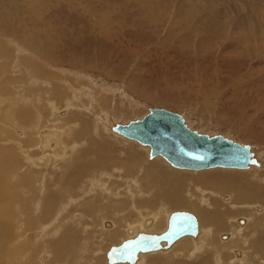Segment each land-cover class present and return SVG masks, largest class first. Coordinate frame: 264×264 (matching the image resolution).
<instances>
[{
	"label": "rangeland",
	"instance_id": "rangeland-1",
	"mask_svg": "<svg viewBox=\"0 0 264 264\" xmlns=\"http://www.w3.org/2000/svg\"><path fill=\"white\" fill-rule=\"evenodd\" d=\"M41 1L17 0L20 9L26 5L30 10ZM46 8L38 12H48V18L31 27L23 36L26 39L21 40L16 31L30 22L27 13L23 14L27 20L17 21V27H0L5 31L0 32V191L12 205L9 210V203L3 200L6 212L16 214L20 224L11 228L8 223L10 232L14 229L18 235L6 245L12 249L10 253L17 254L13 264H107L105 254L134 235L131 227L147 219L141 233L161 234L167 229L166 215L176 211L195 214L204 230L212 226L203 215L215 220L218 213L224 212L225 217L227 213L229 227L220 230L225 224L216 223L219 231L212 241L231 243L233 225L242 228V241L247 242L243 246L235 239L230 251L212 248L206 251L207 258L202 254L189 262L182 254L171 264H219L215 259L220 251L228 253L221 264H264V254L257 253L254 242L255 237H261L259 244L264 250V228L257 227V221L264 222V205L260 210L256 207L264 196V0H48ZM256 52L262 58L251 61ZM105 60L108 68L94 66ZM152 108L181 114L199 133L223 135L250 145L263 167L178 171L162 158L151 161L149 149L117 137L107 128L140 120ZM247 127L254 130V137L246 135ZM42 130V134L63 130L66 146L79 147L75 152L67 147L64 162L56 157L50 165L48 158L34 162L45 153L38 148ZM99 150L104 154L98 155ZM130 152L139 154L141 160L129 161ZM69 168L83 174L67 178L63 170ZM219 172L245 174L260 185L257 198L244 199L251 208L238 212L244 205L233 200L235 191L213 190L218 183L208 184V180ZM257 172L262 177L253 176ZM177 179L182 188L179 199L195 204L203 215L186 204L179 208L169 203L173 195L165 185ZM241 179L235 182L243 196L248 183ZM158 218L159 223L155 221ZM109 234L118 235L117 240L111 241ZM195 241L183 239L174 251L183 242ZM168 252L144 257H163ZM239 252H244V262Z\"/></svg>",
	"mask_w": 264,
	"mask_h": 264
},
{
	"label": "bare ground",
	"instance_id": "bare-ground-1",
	"mask_svg": "<svg viewBox=\"0 0 264 264\" xmlns=\"http://www.w3.org/2000/svg\"><path fill=\"white\" fill-rule=\"evenodd\" d=\"M42 3H37V7H35V8H32L31 10L30 9H27L26 8V5H24L23 7V9H20V7H22V6H20V4H19V2H17V0H0V27H2V28H4L3 26H5V29H7V30H9V28H11V27H17V24H15L17 21H22V20H27V18L23 15L24 13H27V14H29V15H31V19H30V22H26L25 23V25H24V27H22V26H19V27H17V31H16V34L18 35V37L22 40L23 38H25V37H23V36H27L28 34H29V30H30V28L31 27H33L34 25H36V24H38L39 22H41V21H43V19H47L48 18V12L47 13H45V14H41L40 12H41V9H39V8H42V9H47L46 8V2H48V0H43V1H41ZM62 8V7H61ZM38 10L40 11V12H38ZM31 11V12H30ZM72 11V10H71ZM57 12H59V11H57ZM78 13V12H77ZM2 14V15H1ZM38 14H39V16H38ZM57 14V13H56ZM63 14V13H62ZM65 14V13H64ZM73 15V14H72ZM61 17V16H60ZM81 18V17H80ZM2 19V20H1ZM8 20H13L14 22H13V25H8V24H5L6 23V21H8ZM89 20H91L90 18H89ZM92 21V20H91ZM69 22V21H68ZM18 23V22H17ZM42 23V22H41ZM45 23V22H44ZM78 23V22H77ZM76 23V24H77ZM59 24H60V22H59ZM86 24V23H85ZM89 24H91V23H89ZM101 24V23H100ZM94 25V24H93ZM93 25H91L92 27H94ZM96 25H97V23H96ZM95 25V26H96ZM8 26V27H7ZM77 26V25H76ZM89 26V25H88ZM102 26V25H101ZM7 27V28H6ZM74 27V26H73ZM90 27V26H89ZM13 28V29H14ZM79 28V27H78ZM77 28V29H78ZM88 28V27H87ZM96 29H97V27H95ZM98 28H100V27H98ZM103 28V26L101 27V29ZM66 29V28H65ZM86 29V28H85ZM89 30H90V28H88ZM2 30V29H1ZM11 30V29H10ZM68 30V29H67ZM70 30V29H69ZM83 30V29H82ZM93 30V29H92ZM99 30V29H98ZM103 30H106V29H104L103 28ZM84 31V30H83ZM82 31V32H83ZM94 31H95V29H94ZM102 31V30H101ZM0 32H5L4 31V29L2 30V31H0ZM12 32H13V30H12ZM73 32H75V30L73 31ZM78 32H79V30H78ZM77 32V33H78ZM90 31H88V32H86V33H89ZM93 32V31H92ZM98 32V31H97ZM7 33H8V31H7ZM69 33H70V31H69ZM76 33V32H75ZM81 33V32H80ZM95 33V32H94ZM49 34V33H48ZM84 34V33H83ZM89 34H91V32L89 33ZM88 34V35H89ZM93 34V33H92ZM96 34V33H95ZM95 34H93L94 36H95ZM99 34V33H98ZM97 34V35H98ZM110 34V33H109ZM108 34V35H109ZM120 34V33H119ZM123 34V33H122ZM3 35H5V34H3ZM71 35H73V33L71 34ZM78 35V34H77ZM80 35V34H79ZM92 35V36H93ZM97 35H96V39H97ZM0 36H2V35H0ZM82 36V35H81ZM87 36V35H86ZM100 35H98V37H99ZM123 36V35H122ZM4 37H6V36H4ZM9 37V36H8ZM12 37V36H11ZM74 37V36H73ZM88 37V36H87ZM90 37V36H89ZM61 38V37H60ZM63 38V37H62ZM77 38H78V36H77ZM26 39V38H25ZM56 39H58V37H56ZM70 39V38H69ZM71 39H72V37H71ZM80 39V37L78 38V40ZM83 39H84V37H83ZM99 39H101V38H99ZM4 41H5V39H3ZM60 40H62V39H60ZM75 40V39H74ZM82 40V39H81ZM108 40V39H107ZM3 41V42H4ZM13 41V40H12ZM25 41V40H24ZM54 41H56V40H54ZM54 41L52 42V43H54ZM58 41V40H57ZM69 41V40H68ZM19 42H20V40H19ZM62 42V41H61ZM65 42H66V40H65ZM64 42V43H65ZM71 42V41H70ZM78 42V41H77ZM76 42V43H77ZM8 43V42H7ZM63 43V42H62ZM62 43H60V44H62ZM66 43H69V42H66ZM75 43V42H74ZM73 43V44H74ZM75 43V44H76ZM86 43V42H85ZM98 43V42H97ZM104 43V42H103ZM16 43H14V45H15ZM26 44V43H25ZM55 44H58V42L56 43L55 42ZM234 44H236V43H234ZM67 45V44H66ZM70 45H71V43H70ZM84 45V44H83ZM4 45L2 44V47H3ZM10 46V45H9ZM53 46V45H52ZM61 46V45H60ZM75 46V45H74ZM97 46V45H96ZM238 46V45H237ZM1 47V46H0ZM57 47V46H56ZM67 47V46H66ZM76 47V46H75ZM79 47H81V45L79 46ZM244 47V46H243ZM61 48V47H60ZM60 48H59V50H60ZM76 48H78V47H76ZM56 49V48H55ZM80 49V48H79ZM50 50V49H49ZM57 50H58V48H57ZM58 50V51H59ZM68 50V49H67ZM81 50L82 49H80V52H81ZM51 51V50H50ZM58 51H57V54H58ZM64 51H66V50H64ZM64 51L62 52V53H64ZM78 51V50H77ZM83 51V50H82ZM45 52V51H44ZM54 52V51H53ZM99 52V51H98ZM50 53V52H49ZM56 53V52H55ZM59 53L61 54V52L59 51ZM83 53V52H82ZM1 54V53H0ZM73 54V53H72ZM79 54V53H78ZM98 54V53H97ZM103 54V53H102ZM87 55V54H86ZM93 55H95V53L94 54H92V56ZM259 56V52H256V53H253L252 54V56L250 57V60L251 61H254V60H256V59H260V58H262V57H258ZM8 56V55H7ZM22 56H23V54H22ZM52 56H55V57H57L58 58V60H60V59H62L61 57H58L56 54H53ZM63 56H65V55H63ZM98 56H99V54H98ZM96 57H97V55H96ZM104 57V56H103ZM105 58V57H104ZM123 58V57H122ZM9 59V58H8ZM64 59V58H63ZM65 59H66V57H65ZM107 59H109V58H107ZM51 60V59H50ZM52 61H54L53 59H52ZM56 62V61H55ZM32 65V64H31ZM97 69H106V68H108V63H107V61L105 60V62L104 63H97V64H95L94 65ZM30 67V66H29ZM32 67H33V65H32ZM50 67V66H49ZM34 69V68H33ZM46 74V73H45ZM81 77V76H80ZM80 79H84V77L83 78H80ZM86 79V78H85ZM41 81V80H40ZM32 91V90H31ZM30 91V92H31ZM27 92V91H26ZM34 92V91H33ZM31 102V101H30ZM70 105H71V103H69ZM69 104L67 105V106H69ZM54 106V105H53ZM15 111V110H14ZM168 111V110H167ZM229 112V111H228ZM229 113H232V110L229 112ZM236 114V113H235ZM181 115V114H180ZM182 116V115H181ZM228 116V115H227ZM230 117V116H229ZM182 118L184 119V117L182 116ZM184 121H185V124H186V126L190 129V130H192L188 125H187V123H186V120L184 119ZM127 123H129V122H127ZM127 123H122V124H127ZM117 124H121V123H117ZM116 123L115 124H113L111 127L109 126V127H107V128H110V131L112 132V133H114L115 135H117V137H121V138H124V139H127V140H129V141H132V142H137V141H133V140H130V139H128V138H126V137H124V136H122V135H120V134H118V133H116L115 131H114V127L117 125ZM250 127V126H249ZM246 128V127H245ZM248 128V127H247ZM254 128V127H253ZM87 130V129H86ZM245 130V129H244ZM44 130H42L41 132H40V134H38V140H39V143H38V148L40 149H43L44 151H45V153H41L43 156H41L40 158H38L37 160H36V158L35 159H33V161L34 162H38V163H42V161H43V159H47L48 158V165H50V164H52L51 163V161L54 159L53 157H56V158H59V160H61V161H63L64 162V160L65 159H67L68 158V156H66L65 155V152H66V150H67V147L68 148H71V150H72V152H75V150L79 147V145H76V144H71L70 146H66V144H65V141H64V131L63 130H48V131H50V132H55V133H46V132H44L43 134H42V132H43ZM58 131H60V132H58ZM192 131H195V130H192ZM253 129H251V128H248L247 130H246V132H247V136L249 137V138H251V136L252 137H254L253 136ZM57 132V133H56ZM84 132V131H83ZM198 132V131H197ZM85 133H86V131H85ZM42 134V135H41ZM208 135V134H207ZM215 135H209V137H214ZM42 138H43V140H42ZM29 141H30V139H29ZM234 141V140H233ZM138 143V142H137ZM28 144H30V143H28ZM61 144H62V148H61ZM140 146H142V147H145V148H147V149H149V154H150V150H151V148H150V146H144V145H141L140 143H138ZM72 146V147H71ZM28 147V146H27ZM5 148V147H4ZM59 148H61V150L59 149ZM1 149V148H0ZM29 149V148H28ZM40 149V150H41ZM59 150V151H58ZM98 150V149H97ZM1 151V150H0ZM57 151V152H56ZM251 151L253 152V148L251 147ZM104 150H99L98 151V155H101L102 153L104 154ZM107 153H108V149H107V151H106ZM254 153V152H253ZM8 154V156L10 155L9 153H7ZM255 154V153H254ZM129 156H128V158H129V161H131L133 158H134V160L136 161V159H138V160H141V158H140V155L139 154H137V153H129L128 154ZM256 155V154H255ZM7 156V157H8ZM107 156V155H106ZM6 157V158H7ZM10 157V156H9ZM80 157V156H79ZM102 157H100V159H101ZM156 158H162L161 156H156V157H154L151 161H153V160H155ZM256 158H257V156H256ZM28 159H29V157H28ZM104 159V158H103ZM105 159H107V158H105ZM110 159V158H109ZM162 159H164V158H162ZM258 159V158H257ZM7 160V159H6ZM77 160V159H76ZM150 160V159H149ZM8 161V160H7ZM14 161H16V160H14ZM78 161V160H77ZM76 161V162H77ZM108 161V160H107ZM164 161H166L165 159H164ZM258 161L260 162V166H256V165H250L247 169H232V168H213L214 170H217V169H220V170H236V171H248V170H250L251 168H261V167H263V164H262V162L258 159ZM13 162V161H12ZM102 162V161H101ZM105 162V161H104ZM167 162V161H166ZM38 163H37V165H38ZM107 162H105V164H106ZM131 163V162H130ZM168 163V162H167ZM12 164V163H11ZM19 164V163H18ZM18 164H17V166H18ZM36 164V163H35ZM76 163H74V165H75ZM80 164V163H79ZM104 164V163H103ZM169 164V163H168ZM13 165H14V163H13ZM33 165V164H32ZM71 165H72V163H71ZM71 165H68V166H71ZM102 165V164H101ZM170 165V164H169ZM11 166V165H10ZM16 166V167H17ZM76 166V165H75ZM78 166V165H77ZM76 166V167H77ZM156 167H155V169L157 170H159V166L156 164L155 165ZM158 166V167H157ZM171 166V165H170ZM79 167V166H78ZM81 167V166H80ZM172 167V166H171ZM65 168H68L67 166L65 167ZM71 168V167H70ZM67 169V170H63V172H66V176H67V178L69 177V175L70 174H73V176L75 175V176H79V174H83V173H80V171H77L76 169L74 170H71V169ZM83 168H84V166H83ZM172 168H174L175 170H178V171H190V172H202V171H212L213 169H204V170H199V171H193V170H184V169H177V168H175V167H172ZM16 169V168H15ZM79 169V168H78ZM88 169V168H87ZM16 170H18V169H16ZM79 170H82V168L81 169H79ZM118 170H120V169H118ZM259 170V169H258ZM14 171V170H13ZM12 171V172H13ZM62 171V170H61ZM114 171H116V170H114ZM151 171V170H150ZM1 172V171H0ZM31 172V171H30ZM82 172V171H81ZM118 172V171H117ZM152 172H153V170H152ZM120 173H121V171H120ZM86 174V173H85ZM260 175H262V173H254V175L253 176H258V177H262V176H260ZM1 176V175H0ZM63 176V175H62ZM72 176V177H73ZM86 176V175H85ZM161 177L163 176V175H160ZM264 176V175H263ZM34 177V176H33ZM71 177V176H70ZM71 177V178H72ZM80 177H81V175H80ZM164 177V176H163ZM242 177H244L245 179H246V182L248 183L247 185H246V187L245 188H243V189H245L244 190V192H243V196H242V194H238L239 193V191H240V189H239V183H236L235 181H238V180H242L241 178ZM251 177H252V175H251ZM64 178V177H63ZM168 178V177H167ZM173 178V177H172ZM240 178V179H239ZM249 176L248 175H245V174H240V173H236V172H232V173H226V172H219V173H215L214 175H212L211 177H210V179H212V180H208V184H210L211 182H217L218 184H217V186H214L213 187V190H217V192H228V190H233V191H235L234 193H235V197H234V199L233 200H235L236 198V200L235 201H237L240 205H244V206H242L241 207V209H237V211L239 210V211H244V210H247V208H251V206H249V205H245L244 204V199L246 200V201H250V200H253V197H255V198H257V195L260 193L261 194V192L259 191V189H258V186H260V185H258V184H255L254 182H252L253 180L252 179H250L249 180ZM70 179V178H69ZM176 179V178H175ZM244 179V180H245ZM64 180V179H63ZM71 180H73V178L71 179ZM78 180V179H77ZM174 180V179H173ZM21 181V180H20ZM59 181V180H58ZM61 181H62V179H61ZM75 181V180H74ZM93 181V183H95L96 184V182H94L95 180H92ZM14 182V181H13ZM46 182V181H45ZM64 182V181H63ZM69 182V181H68ZM78 182V181H77ZM171 182V181H170ZM238 182H242V181H238ZM16 183V182H15ZM22 183V182H21ZM62 183V182H61ZM67 184V183H66ZM69 184V183H68ZM73 184V183H72ZM75 184H77V183H74V185ZM169 184V183H168ZM249 184L251 185V186H249ZM34 185V184H33ZM64 185V184H63ZM172 185V186H171ZM170 186L168 185H165V187H169L168 189H169V191H170V194L172 193V195L173 196H170L169 197V199L170 200H172L171 202H169L170 204L172 203V204H174V206L173 207H179V208H184L185 207V204L187 205V206H189L190 208H192V209H197V210H199L200 211V213L202 212L199 208H198V206H196L195 204H189V203H186V202H183L184 200H181V199H179V197L178 196H181V191H182V188H181V184H180V180H175V181H173L172 182V184H171ZM69 187H71V185L69 184L68 185ZM73 186V185H72ZM256 186H257V188H256ZM11 187V186H10ZM64 187V186H63ZM73 187H76V186H73ZM68 188V187H67ZM256 188V190H250V189H255ZM167 189V190H168ZM66 190H69V188L68 189H66ZM164 190V189H163ZM60 191H62V190H60ZM76 191V190H75ZM248 191H253L252 193H249ZM5 193V192H4ZM7 193V192H6ZM35 193V192H34ZM61 194H63L62 192H60ZM66 193H68V192H66ZM70 193H72V192H70ZM70 193H68L69 195H71ZM9 194V193H8ZM12 194V193H11ZM35 194H37V193H35ZM73 194V193H72ZM166 194V193H165ZM238 194V195H237ZM218 195V194H217ZM262 195H264V192L262 193ZM44 196V195H43ZM233 196V195H232ZM8 197V196H7ZM6 196H4V197H2V193H1V191H0V264H13L14 262H13V259H14V257H17V254H14V253H10L9 251H11L9 248H7L6 247V245L10 242V241H12V240H14V239H17L16 238V236H18L17 235V233L15 234L14 232H15V230L13 229L11 232H10V228H9V226H8V223H10V225H11V228H14L15 227V224L17 225V226H19L20 224L17 222V216H16V214L14 215V213H12V214H10V215H8V213L6 212V210H5V208H4V203H3V200L5 201V202H7V203H9V205H10V207H9V210H11V207H12V205H11V202L9 201V199L7 198ZM168 197V196H167ZM182 197V196H181ZM3 198V199H2ZM27 198V197H26ZM82 198V197H81ZM64 199V198H63ZM224 199H229V198H225L224 197ZM12 200V199H11ZM29 200V199H28ZM39 200V199H38ZM42 200V199H41ZM45 200V199H44ZM47 200H49V199H47ZM79 200V199H78ZM83 200V199H82ZM73 200H71V202H72ZM41 202V201H40ZM44 202V201H43ZM260 202H262V204L259 206L258 205V203H257V209L258 210H260V208L264 205V196H263V198H262V200H260ZM48 203V202H47ZM49 203H52L51 201L49 202ZM168 203V204H169ZM41 204V203H40ZM39 204V205H40ZM45 204V203H44ZM184 204V205H183ZM254 204V203H253ZM35 205V204H34ZM46 205H48V204H46ZM50 205V204H49ZM6 206V205H5ZM18 206V205H17ZM23 205H21L20 207H22ZM41 206V205H40ZM52 206V205H51ZM54 206V205H53ZM53 206H52V208H53ZM184 206V207H183ZM212 206V205H211ZM246 206V207H245ZM248 206V207H247ZM255 206V205H254ZM24 207H25V205H24ZM24 207H22V208H24ZM38 207V206H37ZM48 207H50V206H48ZM188 207V208H189ZM236 207V206H235ZM253 207V206H252ZM264 207V206H263ZM47 208V207H46ZM84 208V207H83ZM17 209V208H16ZM18 209H19V206H18ZM40 209H42V208H40ZM235 209V208H234ZM1 210H4V211H1ZM20 210H21V208H20ZM24 210V209H23ZM25 210H27V209H25ZM24 210V211H25ZM31 210V209H30ZM33 210V209H32ZM46 210H48V209H46ZM45 210V211H46ZM62 210V209H61ZM251 210V209H250ZM257 210V211H258ZM15 211V210H14ZM40 211V210H39ZM43 211V210H42ZM234 211V210H233ZM238 211V212H239ZM162 212H164V211H162ZM181 212H187V211H181ZM254 212V211H253ZM256 212V211H255ZM31 213V215H32V212H30ZM29 213V214H30ZM41 213V212H40ZM44 213V212H43ZM158 213V212H157ZM191 213V212H190ZM207 213V212H206ZM241 213V212H240ZM246 213V212H245ZM244 213V214H245ZM249 213V212H248ZM61 214V213H60ZM193 214V213H192ZM202 214V213H201ZM20 215H22L21 213H20ZM30 215V216H31ZM45 215H46V213H45ZM154 215H156V214H154ZM153 215V216H154ZM172 214H167L166 215V219H168V220H166V224H167V228H168V222H169V219H170V216H171ZM195 215V214H194ZM203 215V214H202ZM249 215V214H248ZM251 215H252V213H251ZM259 215V214H258ZM43 216V215H42ZM196 216V215H195ZM21 217V216H20ZM19 217V218H20ZM23 217V216H22ZM26 217V216H25ZM34 217V216H33ZM45 217V216H44ZM43 217V218H44ZM56 217V216H55ZM226 217H227V213H226ZM226 217H225V214H224V212L223 213H218L216 216H215V220H212V218L210 219V217H207L206 216V214L205 215H203V218H204V221L209 225V226H212V227H210L209 229H207V230H204L202 227H200V222H199V219H198V217L196 216V218L198 219V225H199V232H198V235L197 236H185V237H183V238H181V239H179L178 241H176L175 243H173L172 245H170V247L169 248H162V250H160V251H154V252H149V253H141V254H139V256H138V260L136 261V263L135 264H171V262H173L174 263V257H176V256H179V258L180 257H182V254H183V256H184V258L186 259V261L187 262H189V261H191V260H193L196 256H200V255H202V254H205L206 255V257L208 256V253L206 252V251H209V250H212V248H220V249H228L229 251H230V249H232L233 248V245L234 244H232L231 245V243H233L234 242V240L235 239H240L241 240V243H240V245L242 244H245L246 242H247V240L244 242V241H242V239L243 240H245V238H244V234H242L243 232H241V229L242 228H240V227H237V228H234V226L233 225H231V227H233V230H232V228H231V230H232V234H231V236H230V239H228V241H231V243L230 242H227L226 240V242L227 243H230V245L228 244V245H226V242H225V245L223 244V243H214L213 241L214 240H216L215 239V237L217 238V236H216V234H217V232L219 231L218 230V228L216 227V223H218V225L220 226V225H222V223H224L225 225L223 226V227H221L220 228V230L222 229V228H228L229 226H227L226 224L227 223H225V221H228V219H226ZM250 217V216H249ZM37 218H39V216L37 217ZM26 219V218H25ZM30 219V218H29ZM44 219H46V218H44ZM142 219H144V218H142ZM231 219V218H230ZM20 220V219H19ZM37 220V219H36ZM35 220V221H36ZM43 220V219H42ZM25 221V220H24ZM28 221V220H27ZM34 221V220H33ZM46 221V220H45ZM83 221V220H82ZM155 221H157L158 223L161 221V218H158V219H156ZM155 221L153 222V223H155ZM42 222H44V220L42 221ZM41 222V223H42ZM238 222V221H237ZM245 222V221H244ZM21 223V222H20ZM34 223V222H33ZM39 223V222H38ZM146 223H147V219H145L144 221H143V224L141 225H136V226H134V227H131L132 229H130L131 230V233H133L134 235L131 237L130 236V238L129 239H133V238H135L138 234H140L141 233V230H142V228H144V229H146ZM232 224V223H231ZM38 225V224H37ZM153 225V224H152ZM151 225V226H152ZM150 226V227H151ZM257 227L258 228H264V222H258L257 221ZM206 228V227H205ZM244 228V227H243ZM148 230V229H147ZM167 230V229H166ZM165 230V231H166ZM264 230V229H263ZM128 231V230H127ZM164 231V232H165ZM259 231H260V229H259ZM262 231V230H261ZM115 233V232H114ZM245 233V232H244ZM143 234H146V235H152V234H150V233H143ZM162 234V233H161ZM258 234V233H257ZM21 235V234H20ZM110 236H109V238H110V240L111 241H116L117 240V237H118V235H116V234H109ZM157 235H159V234H157ZM256 236V235H255ZM260 236V235H259ZM108 237V236H107ZM246 237V236H245ZM21 238V237H20ZM64 238V237H63ZM187 238H192L193 240L194 239H196V241L194 242V243H188V242H183V243H181L179 246H177V248H176V251H174L175 250V248H173L179 241H181V240H183V239H187ZM214 239V240H213ZM220 239V238H219ZM226 239V238H225ZM246 239H248V238H246ZM213 240V241H212ZM240 240L238 241V243L240 242ZM253 240V239H252ZM251 240V241H252ZM61 241H63V239L61 240ZM66 241H67V239H66ZM72 241V240H71ZM126 241V240H125ZM254 241L258 244V242H260V241H262L261 239H258V237H255V239H254ZM124 242V241H123ZM122 242V243H123ZM249 242V241H248ZM62 243V242H61ZM122 243H120L119 245H121ZM207 243H209V244H207ZM250 243H252V242H250ZM64 244H67V242L65 243L64 242ZM59 245H62V244H59ZM119 245H117V246H119ZM166 245V243H163V246H165ZM255 245V244H254ZM117 246H112L110 249H109V251L113 248V247H117ZM210 246V247H209ZM244 246V245H243ZM246 246H247V244H246ZM250 246H251V244H250ZM15 247V246H14ZM60 247H63V246H60ZM65 247V246H64ZM179 247V248H178ZM252 247V246H251ZM250 247V248H251ZM11 248V247H10ZM57 247L55 246V249H56ZM67 248V247H66ZM230 248V249H229ZM43 249V248H42ZM61 249V248H60ZM184 250V252L182 251V252H179V253H177L176 255H174L178 250ZM14 250V249H13ZM63 250V249H62ZM216 250V249H215ZM17 251V250H16ZM58 251V250H57ZM109 251H107V253L105 254L106 255V260H107V264H109V260H108V258H107V254H108V252ZM168 251H172L171 253L170 252H168ZM233 251V250H232ZM12 252V251H11ZM59 252V251H58ZM61 252V251H60ZM159 252H168L169 253V255H164L163 257H153V258H149V259H146L145 257H144V255H149V254H153V253H159ZM223 251H220L219 253L220 254H218V255H220L219 257L217 256L216 257V259H215V261L216 262H219V264H221V260L222 259H224V257L222 258V256L223 255H228V253L227 252H224V253H222ZM260 252H264L263 250L261 251V249H260ZM73 253V252H72ZM167 253V254H168ZM222 253V254H221ZM234 253V252H233ZM213 255L212 256H215L217 253H212ZM239 254H240V256L243 254L244 256H243V259L242 260H240V259H238V260H240L241 262H244L243 260L245 259V254H244V252H239ZM16 255V256H15ZM174 255V256H173ZM62 256V255H61ZM173 256V257H172ZM250 256V255H249ZM248 256V257H249ZM255 257V256H254ZM252 258V257H251ZM246 259H247V257H246ZM250 259V258H249ZM173 260V261H172ZM235 260H237V259H235ZM5 261H7V263H4ZM255 261V260H254ZM263 262H264V260H262ZM193 262V261H192ZM262 262V263H263ZM176 264V263H175ZM186 264V263H185Z\"/></svg>",
	"mask_w": 264,
	"mask_h": 264
},
{
	"label": "water",
	"instance_id": "water-1",
	"mask_svg": "<svg viewBox=\"0 0 264 264\" xmlns=\"http://www.w3.org/2000/svg\"><path fill=\"white\" fill-rule=\"evenodd\" d=\"M114 131L141 145L150 146V157L164 158L172 167L199 171L213 168L247 169L260 166L251 146L223 135L209 137L190 130L182 116L165 109L152 108L140 120L117 124ZM198 219L190 212L172 213L162 234H138L107 254L109 264H135L141 253L160 251L185 236H197ZM163 243H166L163 246Z\"/></svg>",
	"mask_w": 264,
	"mask_h": 264
},
{
	"label": "crops",
	"instance_id": "crops-1",
	"mask_svg": "<svg viewBox=\"0 0 264 264\" xmlns=\"http://www.w3.org/2000/svg\"><path fill=\"white\" fill-rule=\"evenodd\" d=\"M261 238V237H260ZM260 238H258V239H260ZM262 240V239H261ZM255 242V241H254ZM261 243H262V241H260ZM256 243V242H255ZM258 246H257V250H258V252L257 253H262V254H264V252H260V249H261V245L259 244V242H258V244H257ZM264 251V250H263ZM242 257L244 256L243 254L241 255ZM205 258H207V257H205ZM259 261H260V258H259ZM261 264V263H260Z\"/></svg>",
	"mask_w": 264,
	"mask_h": 264
}]
</instances>
